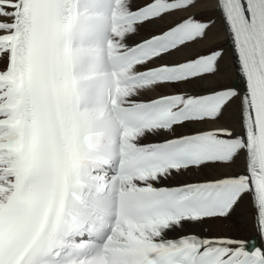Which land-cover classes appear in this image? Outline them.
<instances>
[{"label":"snow or ice","instance_id":"obj_1","mask_svg":"<svg viewBox=\"0 0 264 264\" xmlns=\"http://www.w3.org/2000/svg\"><path fill=\"white\" fill-rule=\"evenodd\" d=\"M211 3L0 0V264H264V0Z\"/></svg>","mask_w":264,"mask_h":264},{"label":"bare ground","instance_id":"obj_2","mask_svg":"<svg viewBox=\"0 0 264 264\" xmlns=\"http://www.w3.org/2000/svg\"><path fill=\"white\" fill-rule=\"evenodd\" d=\"M140 2H143V0H140ZM214 8H215V0H212V3L210 5H208L205 9H204V14L203 15H200L199 18L201 19H207V16L211 15V16H214L217 21H218V27H219V15H218V12L214 11ZM192 11H196V12H200V9H193ZM180 15H183V14H177L176 16L174 17H171L169 18V21H175L179 18ZM144 33L142 32L141 35H143ZM217 43L221 46V47H224V48H228V42H227V38L224 37V36H221L218 38V41ZM233 79L235 80V77H233ZM237 83H239V81H236ZM165 91H172L171 89H168V90H165ZM154 139H156L155 137H151L149 136L147 138V140L145 142H151L153 141ZM169 183H175V181H169ZM227 223V222H226ZM187 230V229H186ZM227 229L226 228H222L220 229V231H226ZM231 234H238L236 232V230L233 228L231 230ZM169 235H175V233H170ZM249 239H252L253 237H256L258 239V236L256 233L254 232H248L245 234Z\"/></svg>","mask_w":264,"mask_h":264}]
</instances>
